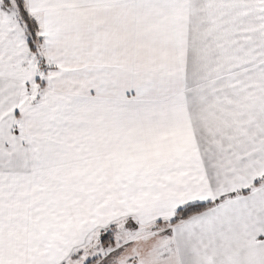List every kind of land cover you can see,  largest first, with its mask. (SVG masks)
I'll use <instances>...</instances> for the list:
<instances>
[{"label": "snow or ice", "instance_id": "obj_1", "mask_svg": "<svg viewBox=\"0 0 264 264\" xmlns=\"http://www.w3.org/2000/svg\"><path fill=\"white\" fill-rule=\"evenodd\" d=\"M0 264H264V0H0Z\"/></svg>", "mask_w": 264, "mask_h": 264}]
</instances>
